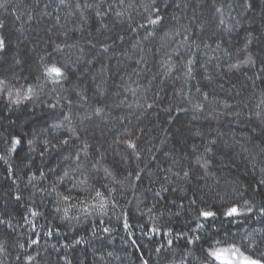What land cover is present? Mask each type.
Returning <instances> with one entry per match:
<instances>
[{
    "label": "trees",
    "instance_id": "16d2710c",
    "mask_svg": "<svg viewBox=\"0 0 264 264\" xmlns=\"http://www.w3.org/2000/svg\"><path fill=\"white\" fill-rule=\"evenodd\" d=\"M0 5V79L34 89L19 105L0 95V264H218L211 236L264 257V0ZM45 62L65 67L61 85L45 82ZM232 204L245 215L192 231L196 208Z\"/></svg>",
    "mask_w": 264,
    "mask_h": 264
},
{
    "label": "snow or ice",
    "instance_id": "6c2138e0",
    "mask_svg": "<svg viewBox=\"0 0 264 264\" xmlns=\"http://www.w3.org/2000/svg\"><path fill=\"white\" fill-rule=\"evenodd\" d=\"M61 2H63V0H61ZM2 6V5H0ZM249 6L250 5H247ZM149 9L146 8V11H148ZM156 12H158V9H155ZM119 15V13H118ZM148 23L151 25H157L160 23L161 21V17L160 16H155V18H153V16L150 14L147 17ZM142 27L144 25H141ZM6 50V43L5 40L3 38H0V52H4ZM108 49L104 48V51L106 52ZM192 62L189 61V64H191ZM233 69L235 70H239L240 65H232L231 66ZM169 71H171V68H169ZM189 72H191V68L188 69ZM42 77L45 80L46 83H51L52 85H61L63 83L64 80L67 79V72L65 70L64 66H57V64L55 63H51V62H45L43 64V73H42ZM7 94L8 97V101L10 104H15V105H19L23 100H30L33 98L34 96V89L29 87L23 94H21V92L17 91L15 93H13L12 89L9 87V84L6 80H2L0 79V95L3 94ZM207 98V97H205ZM58 103V102H57ZM57 103H52L49 104L48 107L51 108L53 111L57 108ZM149 107H151V105H149ZM96 114H100L103 110L101 108H97L96 110ZM64 120H70V117L65 115ZM63 125V121H60L59 123H53L52 127L54 129H59L61 128ZM70 133H73L74 130L69 129ZM23 136L20 137H13L12 139V148L11 151H16L17 147L22 146V140H23ZM73 139V135H70L67 139H63L62 143L64 145H69L70 140ZM75 139H79V137H75ZM28 146H29V151H35V149L32 147L33 141L32 140H28L27 141ZM48 141L45 140L44 144H45V149H47V145H48ZM127 147L129 149L132 150V153L134 155L137 154V145L135 142L128 140L127 141ZM87 144L85 142V148L81 150V152H83V155L85 157V159L88 158V153H87ZM206 151H211L210 148L206 149ZM81 152H77L75 153V160L74 163H76L77 168L79 169L81 164L83 163L81 161ZM43 155V152L41 153ZM103 154H101L102 157ZM137 158L138 155H137ZM65 159H68V157H65ZM97 164L99 163V161L96 162ZM205 163H207L205 161ZM204 166V165H202ZM93 168H96V164H93ZM105 172V178H109L112 177V173L105 168L104 169ZM131 175V173L129 174ZM69 176V172L65 171L63 173V176L59 177V182H63V180ZM184 176L187 177L188 176V172L184 173ZM40 178L44 179L45 178V174L43 172L40 173ZM35 179V176H33L32 178H30V182L31 180ZM136 179L139 180L140 179V174L137 173L136 174ZM82 184L86 185L87 184V180H83L81 181ZM113 183H115V179L113 178ZM261 185H264V179H262L260 181ZM105 187H107V185H105ZM53 191H56L55 186H53ZM84 190H87V188H85ZM95 190V189H93ZM110 192L113 191L112 189L109 190ZM16 199H20L19 196L16 197ZM63 199L65 201H67L69 199L68 196H64ZM95 199H97L98 203L96 205H92L91 207L93 209H104L107 206V200L104 196V194L99 191V190H95ZM190 203L192 205L196 204V200L193 199L190 201ZM245 204L247 205L248 202L245 201ZM57 211H59V209H57ZM85 212L88 211V209H84ZM195 211L197 212V215L195 217V227L192 228L193 232H200V231H205V230H210L212 228V225L215 223V221L218 219L219 216H223L227 219L234 220L236 218H239L243 215H245V212L243 211V209L239 206H237L236 204H232L231 206L222 208V209H213L212 207H205V208H196ZM248 212L252 211L251 206L248 207L247 209ZM261 214L264 215V209H261ZM33 215H36V213H33ZM65 218H67V209H65ZM127 226V225H126ZM105 231H107V229H105ZM185 236H187V233H184L181 235V239H183ZM202 239L201 236L196 235L194 237H191L189 239H187V243L188 244H192L195 241H200ZM214 241V243H213ZM33 243H36V241H33ZM76 243H80V241H76ZM172 241L169 240L168 244L171 245ZM204 244L207 245V248L204 249L206 252V255L208 258H210L212 261L218 262V264H264V257L257 259V258H253L252 256L249 255H245L244 252L241 251L240 247H237L234 243H229L228 241H221L219 239H216L215 236H211L208 239L204 240ZM221 244H229V246L227 247H219L218 245ZM157 251H160L159 248H157ZM146 264V262H145Z\"/></svg>",
    "mask_w": 264,
    "mask_h": 264
}]
</instances>
